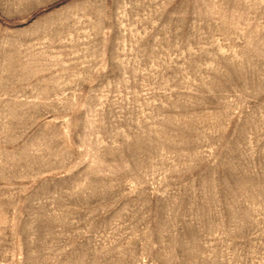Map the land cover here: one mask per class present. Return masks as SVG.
Masks as SVG:
<instances>
[{
    "label": "rangeland",
    "instance_id": "374dc122",
    "mask_svg": "<svg viewBox=\"0 0 264 264\" xmlns=\"http://www.w3.org/2000/svg\"><path fill=\"white\" fill-rule=\"evenodd\" d=\"M0 264H264V0H0Z\"/></svg>",
    "mask_w": 264,
    "mask_h": 264
}]
</instances>
